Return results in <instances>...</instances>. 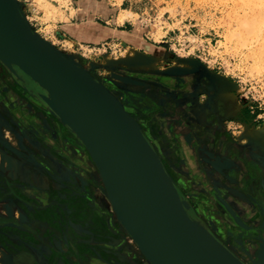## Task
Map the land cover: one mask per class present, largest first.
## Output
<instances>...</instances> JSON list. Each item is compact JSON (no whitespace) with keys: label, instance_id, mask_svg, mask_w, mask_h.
Here are the masks:
<instances>
[{"label":"rangeland","instance_id":"rangeland-1","mask_svg":"<svg viewBox=\"0 0 264 264\" xmlns=\"http://www.w3.org/2000/svg\"><path fill=\"white\" fill-rule=\"evenodd\" d=\"M17 1L20 2L23 14L35 32L61 52L73 55L75 61L79 62L105 86V81L113 83L118 86V90L128 91L133 95L143 94L150 101L156 102V96L159 93H167V90L151 81L150 76L166 75V72L173 67H200L209 73H217L229 83L226 89L224 88L221 92L213 95L216 96L217 100L220 97L224 99V102H227V110L232 113V116L224 118L223 128L234 141L243 144L242 147L246 151L247 132L255 127L264 128V0H131L138 12L133 15L129 13L135 21L134 26L131 27L134 32V40L108 39L102 43L91 45L70 43L53 32L51 22L48 21L51 12L47 8L48 5L47 7L42 6V2L45 0H34L45 13L43 24L38 23L36 15H38L37 10L39 9L32 5L30 0ZM42 12L39 14L42 15ZM130 48L154 56L156 58L155 65L158 69L132 72L119 64L116 59L124 52L130 51ZM16 70L20 78L9 72L0 62V98L4 100V102L1 100L2 104L0 103V150L4 152L2 154L3 161L1 160L4 170L1 173L0 186L8 189L4 183V178L8 176V178L17 179L16 183L23 188H35L32 185L35 184L33 178L36 172L40 177L44 176L45 184H38L40 188L37 190L38 193L34 195L36 197L33 200L34 204L40 205L50 201H59L49 199L47 193L49 190L41 189H60L61 193L71 192L70 189H82L79 178L81 173L77 171L78 167L75 163V159H78L75 152L79 151L78 149L82 145L36 95V92L43 93L44 91L28 76L18 69ZM142 75L147 79H142ZM166 80L168 79L166 78ZM106 87L110 90L108 86ZM152 87L156 89L157 94L150 91ZM110 91L120 97L124 106L132 113L141 127H145L144 130H147L151 139H154L156 147L158 143L161 150L158 152H160L166 170L168 171V166L175 171H178V168L184 186L195 182L194 175L185 168V161L180 157V147L174 145V138L171 136L173 142L168 141L167 138L163 139V136H167L164 131L166 124L161 123L163 115L157 113L156 106L149 105L146 109L142 105L137 108L132 107L125 103L123 93H116L115 90V92ZM204 94L206 92L201 91L195 92L192 96L200 102ZM176 107L177 111L180 112L179 104ZM240 110L241 112H238ZM235 115L237 117L233 119ZM28 128H30V134L33 135L37 144L33 143L30 135H28L26 131ZM54 128L57 133L53 135L51 129ZM158 130L162 131V135H159ZM15 134L20 136L22 144L15 140ZM167 143H172L174 152L179 155V158L169 159V156L164 153L165 147L163 148V146ZM9 147L10 149H8ZM16 147L29 155L30 158H25L26 167L22 166L25 171L23 177L14 175L15 165L11 157H20L14 151ZM248 148H250L249 145ZM86 152L88 153L87 150ZM49 153L65 166H71L74 169L73 173L67 172L62 175L63 173L56 168L58 164L54 160L52 161L54 166L53 164L47 166L49 161L47 154ZM213 153L214 151H211L208 154V160H210L207 165H213ZM248 154L261 161L259 156H253L249 150ZM89 158L92 160L90 155ZM35 161L39 165H36ZM46 166L54 170L53 176L46 171ZM247 168L248 171H252L257 166L253 163H247ZM259 168L258 166L257 169ZM206 172L214 182V177L208 172V169ZM261 176L264 178V173H261ZM99 181L101 183L100 178ZM210 190L211 192L202 189L200 195H195L196 198L193 202L196 203L197 198L204 205H208L209 202H217L216 212L220 211L223 215L222 218L229 224L227 217L230 218V216L217 198L216 189ZM221 190L227 194L223 189ZM108 203L111 207L110 201ZM186 204L188 207L187 202ZM218 207H221V210ZM245 209L246 211L242 215L248 220L250 206H246ZM254 226L257 232L258 225L254 224ZM118 227H120L119 224ZM239 228L247 231L245 232L246 236L252 239L251 249L253 252H258V232L243 227ZM120 229L122 230L121 227ZM100 233L102 241L109 240L104 232ZM128 246L134 250L136 255L140 254L136 244L132 246L127 237L122 238L118 245L114 246V250L121 252L123 247ZM103 252L106 261L121 264V258L117 253L110 250Z\"/></svg>","mask_w":264,"mask_h":264},{"label":"water","instance_id":"water-1","mask_svg":"<svg viewBox=\"0 0 264 264\" xmlns=\"http://www.w3.org/2000/svg\"><path fill=\"white\" fill-rule=\"evenodd\" d=\"M0 48V62L16 77L20 78L18 69L39 86L44 92L36 95L87 149L114 200L118 199L113 200L112 209L118 224L151 264H245L216 238V254L200 249L195 239L197 223L140 123L73 55L61 52L35 32L17 0H0ZM56 96L90 109L93 126L57 105ZM3 153L0 150V160ZM3 170L0 167V177ZM16 180L4 178L8 189H0V202L7 193L24 207L36 205V197L21 189ZM36 212L33 219L39 223ZM8 219L14 217L0 215V222Z\"/></svg>","mask_w":264,"mask_h":264},{"label":"flooded vegetation","instance_id":"flooded-vegetation-1","mask_svg":"<svg viewBox=\"0 0 264 264\" xmlns=\"http://www.w3.org/2000/svg\"><path fill=\"white\" fill-rule=\"evenodd\" d=\"M122 73H127V72H122ZM160 76L161 75L150 76L151 81H154V83L161 85L162 88L167 90V93H159L158 96H156L155 99L156 102L150 101L143 94L133 95L128 91L123 92L120 89L118 90V86L116 84L109 83L106 81L104 83L106 84V86L110 88V90L112 91L115 90L117 91L116 93L118 92L123 93V99L124 101H126L125 103L129 106L137 108L140 107V105H142L143 107H145V109L146 107H149V105H154V107L156 106V109L158 111L157 113L163 115L161 117L162 118L161 123L162 124L165 123L166 125L164 128L168 130V131L166 129L164 130L165 133H167L166 138L168 139V141L171 142H173L172 137L174 138V145H178L180 147V157L185 161L186 164L185 168H187L190 171V173L194 175L195 178L194 179L195 182L191 184L189 183L184 186L182 184L183 182L180 179L179 169L176 167L178 171H175L171 167L169 166L167 167L169 173L174 178V182L176 184L177 190L181 198L186 200V202L188 203V207H187L188 214L192 218H196L200 221L203 220L202 222L205 225L208 224L207 225L208 228L215 235L216 239H218L230 252H232L235 256H237L243 263L260 264L261 263L260 261L264 259V247L260 246L258 248V252L257 251L253 252L250 246L252 239L247 237L245 234V232L247 231L239 227H236L232 223L228 224L225 221V219L222 218L223 215L221 214V212L220 211H219L220 213L216 212V205L218 204L216 200L215 202L217 204L214 202L213 203L209 202L208 204L209 206L201 203L198 198L196 199V203L193 202V200L196 198L195 195L198 196L202 193V189H207L210 192H211L210 189L212 188L223 189L225 192H228L227 194L223 192L227 196H230L232 193L238 195V192H240V193H244L243 197L244 196L246 197L247 193H252L253 195H257L258 190L264 192V183H261L262 182L261 173H264V160L260 159L261 161H258L257 159L253 158L242 147L243 144H238L225 132L223 128L224 118L232 116V113H230L227 110V105H225V107H221L218 101H215L213 97L211 101L213 100L214 104L212 102L209 103L210 95L209 93L206 92V90L203 87L199 85V81H198L199 79L196 73L190 75H186V74L177 75L178 78H172L170 80H166L165 77L163 78V76L161 77ZM141 77L142 79H147L144 78L143 75ZM150 91H152L154 94L158 93L156 89H154V87H152ZM201 91H205L206 94H204L203 98L200 100V102H198V99L197 98L194 99V96L192 95H194L195 92H201ZM1 100L2 102H4V100L3 98H0V103L2 104ZM189 103H191L192 106L196 107V109L206 108L208 104L214 105L211 108L213 109L211 110L212 118L217 120L216 121L213 120L214 122L212 124L214 125L215 128L217 127V132L219 134V137H221L222 143H220L221 145H219L218 147L219 149H216V151H214L212 159L213 160L218 159V161L226 163L224 165L223 175L221 176L223 186L218 185L216 182H213L210 176L206 172V168L204 167V163L201 157L203 155V151H202L203 148H201L200 145L201 139L198 137V134L195 133V129H194L196 125L192 122L190 123L188 119H186V117H184L182 114H180V112L177 111L178 110L176 107L177 104L185 105ZM238 112H241V110ZM236 117L237 115H235L233 119H235ZM26 131L28 135H30L33 143H35L33 135L30 134L31 132L30 128H28V130ZM145 131L147 132V130ZM169 132L171 133V135ZM51 133L53 135L57 133L55 128L51 129ZM182 133H185L188 136V139L190 140V143L188 141V145L193 148L192 152L194 155L195 164L198 165V170L196 171L190 168L184 154L181 152L182 146H181V141H179L178 139L179 138L178 135L180 136L182 135ZM146 135L148 134L146 133ZM14 138L17 142H20L22 144L19 135L15 134ZM151 141L153 142L154 139H152ZM222 147L223 149H221ZM78 150L79 151L77 152L74 151L76 153V157H78L77 160L75 159V163L78 167L77 171L81 173L79 178H80V182L82 183V189H70L71 192L65 191L61 193L62 197H64L65 195L64 197L65 199L63 200L64 202L63 201L59 202L60 205L59 215L61 218L64 217L67 221L75 219V217L77 216L82 218V246H86L87 249L89 250L88 255L82 257V264H114L113 261L108 262L104 259L105 258L103 252L104 250L105 251L110 250L117 253V255L121 258L122 261L121 264H146L144 261V257L141 255V253L136 255L134 253V250L130 249L129 246L125 248L123 247L121 252L114 250L116 245H118V243L122 240V238L127 237L128 242H130L132 246L133 244L135 245V243L128 234H126L123 230L120 229V227H118L112 209L106 199L105 192L101 187V183L99 181V177L95 169V166L90 160L85 147L82 145V147L79 148ZM14 151L17 154H19L20 157H16V158L11 157L13 164H17L20 168L22 166L26 167V163H24V161L27 158H29V155L25 154L17 147L14 149ZM47 157L49 159L47 166L53 164L52 161L54 160L58 164L56 168L63 173L62 175H64L67 172L69 174L70 172L73 173L74 169L71 166L70 167L68 165H67L68 167L65 166V164L55 159L52 154L50 153L47 154ZM36 163H37L36 165H39L38 162ZM247 163L248 164L253 163L255 166H257V168L258 166L260 168L259 170L255 169L252 171H248ZM47 166L45 167L46 171L53 176L54 170L49 169ZM34 174L35 175L33 181L35 180L34 181L35 184L32 186H35V188L34 187L23 188L22 186L20 187L21 189H34L33 192H30L32 195L38 193L37 190H39L40 188V185L38 184H45V178L43 175L40 177L38 173L35 172ZM232 177L234 179L233 182L230 181ZM0 189H5V188L0 186ZM232 189L234 191H232ZM41 190H46V189H41ZM189 194L192 198L188 196ZM247 204H248L247 206H251L249 209L251 214L248 215L249 220L253 221L255 225H258L259 219H257V217L260 216L259 212L255 209L252 203L247 201ZM44 206L45 203L38 205V207H44ZM75 207H79V208H75ZM218 208L220 209L221 207ZM100 232H104L105 236L109 240L102 241ZM90 249H92L93 251L90 252ZM2 254L5 257L4 251H2ZM112 260H114V258H112ZM6 264H12V263L10 260L6 259Z\"/></svg>","mask_w":264,"mask_h":264},{"label":"crops","instance_id":"crops-1","mask_svg":"<svg viewBox=\"0 0 264 264\" xmlns=\"http://www.w3.org/2000/svg\"><path fill=\"white\" fill-rule=\"evenodd\" d=\"M30 2L39 9L36 18L43 24L45 13L34 0ZM42 3L51 12L48 21L52 31L70 43L91 45L108 39L132 41L135 38L131 28L135 21L129 13L138 12L131 0H45ZM14 165V175L23 177L19 173L22 167ZM46 190H49V199L59 201L49 200L44 207L33 204L24 207L16 196L5 193L0 202V215L14 219L0 222V264H6V259L12 264H82V257L88 255L89 250L82 246V218L77 216L68 221L61 218L59 202L64 197L60 189ZM34 210H38L35 216L39 223L33 219Z\"/></svg>","mask_w":264,"mask_h":264},{"label":"bare ground","instance_id":"bare-ground-1","mask_svg":"<svg viewBox=\"0 0 264 264\" xmlns=\"http://www.w3.org/2000/svg\"><path fill=\"white\" fill-rule=\"evenodd\" d=\"M248 26H247V28H248ZM0 51H1V48H0ZM116 60L119 61V64L125 66L126 69L131 70L132 72L147 71V70L153 71V70L158 69V68H156V65H155L156 58L154 56L153 57L149 56L146 53L140 52V50L138 51L134 48H130V51H128L127 53L124 52V54L121 55L120 57H118ZM117 63H115V64H117ZM187 67H189V66H187ZM195 73L198 76L199 85L201 87H203L206 90V92L209 93V95H210L209 96V103H211V102L213 103V100L211 101V99H212V97L213 98L215 97V101H218V103L221 105V107H225L227 102H224V99H222L220 97L217 100L216 96H214L213 94H217L218 92H221L222 89H224V88L226 89V87L229 86V83L224 78H222V76L218 75L217 73H209L206 70L201 69L200 67H198V68L173 67L166 72V75H163V78L165 77L168 80H170L172 78H178L177 75H185V74L190 75V74H195ZM176 82H177V80H176ZM113 94L115 95V97L118 100H120V97L117 94H115V93H113ZM56 97H57L56 98L57 105H59L61 108H63L65 111L72 114L73 116H76V117L80 118L81 120L84 119L83 121H85V122L91 123V125L93 126L92 123L94 122L95 119L93 116L94 114L90 111V109H88L87 107H84L80 103H76L73 100H70L69 98H66L64 96H56ZM213 106L214 105L208 104V106L206 108L195 110L196 107L192 106V104L189 103V104H185V105H179L178 108L181 109V111H180L181 114H183V116L186 117V119H188V121L190 123L192 122V123L196 124L194 129H195V133H197L198 137L201 139L200 145H201V148H203L202 149L203 155L201 157H202L204 166L206 169H208V172H210L213 175L214 182H216L218 185L223 186L221 176L223 175V169H224V165L226 163L220 162V161H218V159H215V160H212L213 165H207V162L210 160V159L208 160V154L211 151H216V149H219L218 147H219V145H221L220 143H222L221 137H219V134L217 132V127L215 128L214 125L212 124L214 121L217 120V119L215 120L214 118H212L211 110H213V109H211V108ZM123 109L125 110V112L128 115L132 116V113L130 111H128V109L124 105H123ZM214 113H215V111H214ZM216 117H218V116H216ZM177 123H179V122H177ZM141 131H142L145 139H147L149 141V144H151L152 147L154 148V150L159 154L161 152V150H160L158 143H157V147H158L157 148L154 141L152 142L151 141L152 139L149 138L148 135H146L147 132L144 130V128H142ZM157 132L159 133V135H162V131L158 130ZM173 134H176V133H173ZM180 136L178 135V137H179L178 139H179V141H181V146H182L181 152L184 154L186 161H187L188 165L190 166V168L192 170L196 171V170H198V165L195 164L194 155L192 152L193 148L188 145V141L190 143V140L188 139V136L185 133H182V135H180ZM246 136H247V150L246 151L248 152V150H249L250 152H252L253 156H257V157L259 156L262 160H264V128H261V127L252 128V129H250V132H247ZM166 137L167 136H163V139L164 138L166 139ZM165 145L163 146V148L165 147L164 153L167 156H169V159H173V160L177 159L178 155L174 152L172 143H167ZM248 145L250 146V148H248ZM221 149H223V147ZM158 150H160V152H158ZM233 152H235V151H233ZM2 161H3V159H2ZM2 163L3 162H1V160H0V167L3 169ZM94 166H95V169L97 171L99 178L101 179L102 189L104 190L106 198L108 199V201H110L111 207L113 209L114 201H118V199L116 198V200H114L115 195H114V193L111 192V189H109L108 184H107L103 174L99 171V169H97L95 164H94ZM6 167H7V165H6ZM23 169L24 168L22 167L20 169V171L24 174ZM250 169H252V168H250ZM257 172H259V171H257ZM171 177H172V175H171ZM172 179H173V177H172ZM230 181L231 182L234 181L233 177L230 179ZM261 181H262L261 183H264V178H262ZM232 191H234V190L232 189ZM215 192H216V195H217V198L219 199V201H221V203L224 205L225 209L228 211V214L230 216V218L227 217L228 222H230V223L232 222L236 227H243L245 229H251L253 232H256L254 222L250 221L249 218H248V220H246L244 218V215H242L246 211L245 208L248 205L247 201H249L250 203H252V205H254L255 209L259 212V215H260L258 217L259 221H258V231H257L258 232L257 235L259 237L258 246L264 247V192H261L258 190L257 195H253L252 193H247L246 194L247 198L245 196L243 197L244 193H240V192H238V195L235 193H232L230 195L231 197L225 195L221 189H216ZM257 211H255V212H257ZM249 214H251V212H249ZM192 219L197 223V229L198 230L195 233V239L198 241V243L200 245V249L204 253H205V251L209 252L211 256L216 254L217 253L216 252V246H215L216 242L214 239L216 237L208 228V226H207L208 224L205 225L202 222L203 220L200 221L196 218H192ZM251 222H253V223H251ZM250 246H251V244H250ZM208 250H210L213 254ZM140 253L144 257V261L146 264L152 263V261L146 255H144L141 251H140ZM260 262H261L260 264H264V259H262Z\"/></svg>","mask_w":264,"mask_h":264}]
</instances>
